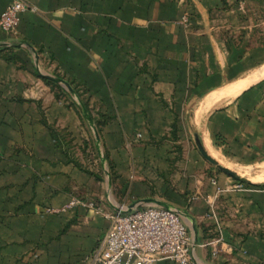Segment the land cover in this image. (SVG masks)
<instances>
[{
  "label": "crops",
  "instance_id": "0c3cea01",
  "mask_svg": "<svg viewBox=\"0 0 264 264\" xmlns=\"http://www.w3.org/2000/svg\"><path fill=\"white\" fill-rule=\"evenodd\" d=\"M21 1L35 11L0 31L1 264H87L117 208L110 167L118 202L184 215L193 264H264V0ZM43 75L77 88L101 147ZM189 162L210 168L193 185ZM213 178L259 188L217 196ZM75 194L101 212L47 214Z\"/></svg>",
  "mask_w": 264,
  "mask_h": 264
},
{
  "label": "built area",
  "instance_id": "2783aa9c",
  "mask_svg": "<svg viewBox=\"0 0 264 264\" xmlns=\"http://www.w3.org/2000/svg\"><path fill=\"white\" fill-rule=\"evenodd\" d=\"M28 11L34 12L35 9L24 1H14L0 15V31L15 33L22 15ZM211 184L217 196L248 189L244 183L231 180L221 186L217 178H213ZM198 198L195 196L194 200ZM97 204L72 197L63 207L50 208L46 212L59 215L78 208L101 212ZM127 208L122 207L106 216L111 223L110 228L87 264H193L194 239L177 209L149 205L135 208L129 213L122 212ZM207 218H214V213L208 214ZM222 241L220 237L217 242ZM212 255L215 256L216 252Z\"/></svg>",
  "mask_w": 264,
  "mask_h": 264
},
{
  "label": "rangeland",
  "instance_id": "374dc122",
  "mask_svg": "<svg viewBox=\"0 0 264 264\" xmlns=\"http://www.w3.org/2000/svg\"><path fill=\"white\" fill-rule=\"evenodd\" d=\"M254 19H258V21H259V23H260V13H259V11H254V12H252V11H250V13H249ZM263 18H264V16H263ZM184 147H185V149L186 150H188V152L191 154V153H193V151H194V148H193V145H192V141H186V138L184 139V142H183V150H184ZM172 151L174 152V153H179L178 152V146H176V145H174L173 147H172ZM181 156L183 157V158H185L186 157V152H184L183 151V153H181ZM194 156H192V159H191V162L192 163H194L195 161H194V158H193ZM193 160V161H192ZM97 163H98V160H97ZM173 166H174V170H175V175H174V181H173V183H172V186L174 187V189H176L178 186V183L179 182H177L176 181V179L179 177V175H180V170L182 169L183 171H184V169H185V162H184V159H183V163H180V162H175V163H173ZM188 168H189V170H190V173H189V177H188V181H189V183L191 184L192 183V181H193V177H191L192 175L194 176H199V175H201L203 172L204 173H207V171H209L210 170V168L208 167V166H205V168L203 169V170H201V169H197L196 168V166L194 165V164H191L190 162H189V164H188ZM192 185H193V183H192ZM74 197H78L79 199H83L82 197L83 196H81V195H78V194H75V195H73ZM190 198H192V195H191V197ZM106 201H108V202H112L115 206H117V207H119V208H126V207H128V205H129V203L126 201V202H123V201H120V202H118L116 199H115V196H114V194H113V192H112V189H111V186H110V192H109V197L107 198V199H105ZM0 264H1V261H0Z\"/></svg>",
  "mask_w": 264,
  "mask_h": 264
},
{
  "label": "water",
  "instance_id": "95a60500",
  "mask_svg": "<svg viewBox=\"0 0 264 264\" xmlns=\"http://www.w3.org/2000/svg\"><path fill=\"white\" fill-rule=\"evenodd\" d=\"M43 77L46 78V79H49V80H51L53 82H56L57 84L61 85L62 87H64L68 91V93L71 95V97L73 98V100L82 109L83 115L86 117V119L88 121V124L90 125V127L94 131L95 137L97 139V143H98L99 147H101L100 138H99L98 132L94 128V123L89 118L88 113L84 110L81 101L78 99V97H77L76 93L73 91L72 87L67 82H65L62 79L55 78V77H52V76H49V75H43ZM102 162H103L104 166L106 167V161H105V158L103 156H102ZM108 183H109V186H111V177H110V174H108ZM144 202L147 203V204H150V205H156V206H160V207H163V208H170L169 205H167L165 203H162V202L155 201V200H148V201H144ZM142 205H143V203H135V204H132V205H130L127 208V210H124L122 212L129 213V212H131L135 208L142 207ZM118 210H120L119 207L116 208V211H118ZM179 215L182 216V217H184V215L182 213H180V212H179Z\"/></svg>",
  "mask_w": 264,
  "mask_h": 264
},
{
  "label": "trees",
  "instance_id": "16d2710c",
  "mask_svg": "<svg viewBox=\"0 0 264 264\" xmlns=\"http://www.w3.org/2000/svg\"><path fill=\"white\" fill-rule=\"evenodd\" d=\"M44 81H45L47 84H49V85H52V86H54V87H57V88H58V89H59L64 95H66L68 98L71 99L70 94H69L68 92H66L64 89H62V88L59 86V84H57L56 82H53V81H51V80H49V79H46V78H44ZM71 87H72V86H71ZM72 89H73V91L76 93L78 99L81 101L82 106H83L84 110L88 113L89 118L93 121V123H94V128L96 129V131L98 132V135L100 136V126H102V125L104 124V122L96 121V120L92 117V115H91L90 112H89L88 105L83 101V99H82V97H81L79 91L77 90V88L72 87ZM58 96H59V95H58ZM72 105H73L74 107L77 108V110H78L79 113L81 114V116H82V118L84 119V121H86V122L88 123L86 117L83 115V111H82V109L78 106V104H77L75 101H72ZM109 174H110V177L112 178L113 175H112V173H111V167H110ZM246 186H247V187H250V188H259V187L250 186V185H246ZM260 188H261V187H260Z\"/></svg>",
  "mask_w": 264,
  "mask_h": 264
},
{
  "label": "bare ground",
  "instance_id": "6f19581e",
  "mask_svg": "<svg viewBox=\"0 0 264 264\" xmlns=\"http://www.w3.org/2000/svg\"><path fill=\"white\" fill-rule=\"evenodd\" d=\"M222 90V89H221ZM220 100V99H219ZM200 110V109H199Z\"/></svg>",
  "mask_w": 264,
  "mask_h": 264
}]
</instances>
